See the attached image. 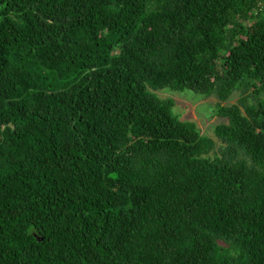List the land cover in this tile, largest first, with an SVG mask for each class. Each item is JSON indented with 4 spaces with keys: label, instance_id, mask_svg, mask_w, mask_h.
<instances>
[{
    "label": "trees",
    "instance_id": "obj_1",
    "mask_svg": "<svg viewBox=\"0 0 264 264\" xmlns=\"http://www.w3.org/2000/svg\"><path fill=\"white\" fill-rule=\"evenodd\" d=\"M0 7V264H264V0Z\"/></svg>",
    "mask_w": 264,
    "mask_h": 264
},
{
    "label": "rangeland",
    "instance_id": "obj_2",
    "mask_svg": "<svg viewBox=\"0 0 264 264\" xmlns=\"http://www.w3.org/2000/svg\"><path fill=\"white\" fill-rule=\"evenodd\" d=\"M0 9H2L0 7ZM1 19V15H0ZM161 98H172L176 106L174 112L186 121L197 124L203 135L214 137V128L217 124L227 122L216 116V98L197 95L192 91L175 92L170 89L155 91ZM239 94H235L226 104L236 103Z\"/></svg>",
    "mask_w": 264,
    "mask_h": 264
}]
</instances>
